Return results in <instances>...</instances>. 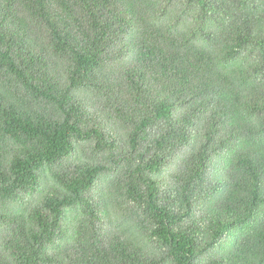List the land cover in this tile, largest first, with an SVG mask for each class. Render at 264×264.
I'll use <instances>...</instances> for the list:
<instances>
[{
    "label": "trees",
    "instance_id": "16d2710c",
    "mask_svg": "<svg viewBox=\"0 0 264 264\" xmlns=\"http://www.w3.org/2000/svg\"><path fill=\"white\" fill-rule=\"evenodd\" d=\"M0 264H264V0H0Z\"/></svg>",
    "mask_w": 264,
    "mask_h": 264
}]
</instances>
